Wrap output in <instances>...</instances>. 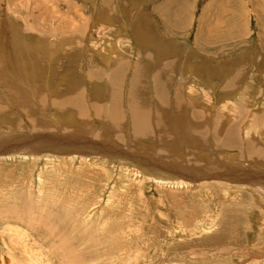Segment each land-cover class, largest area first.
<instances>
[{
	"label": "rangeland",
	"instance_id": "374dc122",
	"mask_svg": "<svg viewBox=\"0 0 264 264\" xmlns=\"http://www.w3.org/2000/svg\"><path fill=\"white\" fill-rule=\"evenodd\" d=\"M1 154L0 264H264V0H0Z\"/></svg>",
	"mask_w": 264,
	"mask_h": 264
},
{
	"label": "bare ground",
	"instance_id": "6f19581e",
	"mask_svg": "<svg viewBox=\"0 0 264 264\" xmlns=\"http://www.w3.org/2000/svg\"><path fill=\"white\" fill-rule=\"evenodd\" d=\"M98 55H99V57H100V61L103 63V64H108L110 61H112V58H113V56H117L118 54H116V51L115 50H111L110 48H108L106 51H104V52H102V53H98ZM214 85V84H213ZM211 107V106H210ZM135 119H137L138 118V116H139V114L137 115V111L136 112H134L133 113V115H132ZM140 116L142 117V115L140 114ZM142 122V121H141ZM18 155V154H17ZM22 156V155H21ZM20 156V157H21ZM15 157H18V156H15ZM13 158V156L12 155H6V154H4V155H0V159H2V160H6V159H9V160H11ZM62 160V159H61ZM60 163V162H59ZM64 165V164H63ZM56 168V167H55ZM44 169V168H43ZM42 169V170H43ZM60 169H63V170H68V166H64L63 168H60ZM58 170V169H57ZM26 171V170H25ZM44 171H45V169H44ZM69 171V170H68ZM59 172V171H58ZM66 172V171H65ZM68 174V173H67ZM68 175H70V174H68ZM28 177H30V176H28ZM20 180V179H19ZM179 181V182H178ZM19 182V181H18ZM44 183L43 182V176L41 177V176H39L38 177V183L40 184V183ZM50 182V181H49ZM166 182H168V181H165V182H163V183H166ZM48 183V182H47ZM170 183V185L172 186H181V187H185L186 185H187V182H185V181H180V180H177V181H171V182H169ZM47 185H49V184H47ZM27 186H28V184H27ZM39 186L40 185H38V187H36V189H40L39 188ZM48 187V186H47ZM51 187V186H50ZM42 188V187H41ZM56 188V187H55ZM55 188H53V189H55ZM51 189V188H50ZM13 190V189H12ZM11 189H10V191H12ZM37 191V190H36ZM43 191V190H42ZM47 191H49L50 192V190H47ZM52 191V190H51ZM38 194L36 195V198H38L37 196L39 195V193L41 194V190H38V192H37ZM51 193V192H50ZM57 193V192H56ZM63 193H65V192H63ZM21 194V193H20ZM42 197V196H41ZM48 197V196H47ZM50 197H52V196H50ZM54 197V196H53ZM40 198V197H39ZM37 201H38V199H36ZM41 200H42V198H41ZM44 200H46V199H44ZM36 202V201H35ZM42 204H43V202H41ZM21 211V210H20ZM22 212V211H21ZM23 212H24V210H23ZM30 214V213H29ZM22 217V216H21ZM49 217H50V215H49ZM48 218V217H47ZM50 219V218H49ZM47 222H48V219H47ZM178 228V227H177ZM20 232V231H19ZM18 233V232H17ZM92 234V233H91ZM193 253V252H192Z\"/></svg>",
	"mask_w": 264,
	"mask_h": 264
}]
</instances>
